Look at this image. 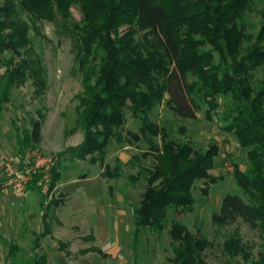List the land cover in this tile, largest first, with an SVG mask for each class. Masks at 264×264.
Here are the masks:
<instances>
[{
	"label": "trees",
	"instance_id": "obj_1",
	"mask_svg": "<svg viewBox=\"0 0 264 264\" xmlns=\"http://www.w3.org/2000/svg\"><path fill=\"white\" fill-rule=\"evenodd\" d=\"M71 6H78L79 19L72 17ZM254 7L255 0H0V52L10 55L0 77V105L9 101L14 86L27 80L37 97L46 88L44 66L21 12L61 26L71 39L81 83L76 98L84 142L75 156H90L92 162L95 155L102 159L112 140H122L127 113L141 115L139 132H128L127 139L149 144L147 151L131 159L147 181L134 209V223L136 234L143 228L159 234L170 211L190 209L194 184L210 178L218 146L196 149L150 122L148 115L164 102L174 115L189 119L204 104L211 118L219 96H230L231 107L222 120L224 129L247 149L249 168L234 169L246 201L226 193L211 221L226 227L240 220L264 232V80L254 83L256 71L264 65V7L253 34L248 16ZM42 121L32 120L31 127L17 135L20 152L41 141ZM148 156L152 163L144 166L142 159ZM119 170L117 165L107 166L103 176L118 178ZM59 178L52 171L53 181ZM58 203L54 198L46 208ZM45 234L44 230L40 235ZM168 234L175 264H206L202 251L208 241L200 231L193 233L173 221ZM239 242L235 236L224 242L229 256L243 252ZM15 250L11 246V255ZM260 257L264 264V253Z\"/></svg>",
	"mask_w": 264,
	"mask_h": 264
},
{
	"label": "rangeland",
	"instance_id": "obj_2",
	"mask_svg": "<svg viewBox=\"0 0 264 264\" xmlns=\"http://www.w3.org/2000/svg\"><path fill=\"white\" fill-rule=\"evenodd\" d=\"M263 7L264 0H255V10L248 16V31L253 34L259 29ZM70 11L73 18L81 17L78 6H71ZM21 17L30 26L29 36L42 60L46 88L37 97L31 80H27L14 86L9 101L0 105V264H175L170 260L174 254L168 234L173 221L181 222L193 233L200 231L207 239L208 245L202 251L206 264L227 260L260 264L264 232L259 227L250 228L240 220L218 227L211 221L212 212L226 193L246 201L234 169L237 166L245 172L249 168L247 149L224 129L226 123L222 120L231 107L230 96H219L211 118L204 104L196 117L189 119L174 115L164 102L148 115L150 122L164 126L196 149L217 144L218 154L210 178L195 182V201L190 209L170 211L167 225L159 234L147 228L136 234L134 209L147 181L131 159L147 151L149 144L145 140L129 143L127 139L128 132H139L144 120L128 112L122 140H112L102 159L95 155L96 161L92 162L90 156L76 157V150L84 142V131L78 123L81 107L76 96L81 83L71 39L53 22L34 20L24 12ZM9 58V53L0 52V77ZM260 80H264V65L256 71L254 83ZM2 85L0 80V89ZM39 117L43 119L41 141L20 152L17 135ZM154 139L159 142L158 137ZM151 163V156L142 159L144 166ZM116 165L120 167L118 178L103 176L107 166ZM8 171H29L23 191L8 185ZM52 171L59 174L58 180L53 181ZM45 177L49 178L48 186ZM211 179L215 180L209 182ZM54 198L59 203L46 208ZM44 230L46 234L41 236ZM232 236L239 239L244 252L234 257L223 246ZM11 246L16 247L15 255L10 253Z\"/></svg>",
	"mask_w": 264,
	"mask_h": 264
},
{
	"label": "built area",
	"instance_id": "obj_3",
	"mask_svg": "<svg viewBox=\"0 0 264 264\" xmlns=\"http://www.w3.org/2000/svg\"><path fill=\"white\" fill-rule=\"evenodd\" d=\"M35 167H39V165L36 164ZM8 175L10 176V178L7 182L8 185H10L17 192L23 191L26 184H27V180L29 178V171H26L25 173H22V174L19 172H16V171L15 172L11 171L8 173ZM44 183H45V186L46 185L48 186V184H49V178L48 177H45Z\"/></svg>",
	"mask_w": 264,
	"mask_h": 264
}]
</instances>
